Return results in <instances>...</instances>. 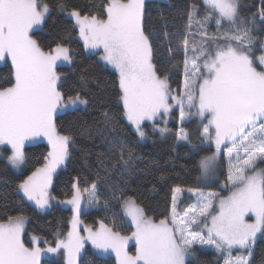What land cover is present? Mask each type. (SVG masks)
<instances>
[{
    "label": "snow or ice",
    "instance_id": "obj_1",
    "mask_svg": "<svg viewBox=\"0 0 264 264\" xmlns=\"http://www.w3.org/2000/svg\"><path fill=\"white\" fill-rule=\"evenodd\" d=\"M203 2L207 7L202 16L199 6L189 7L185 38L176 50L169 49L170 54H184V92L176 96L167 75H161L154 63L156 34L145 30V0H105L102 16L82 14L77 8L67 12L85 48L100 50V59L118 74L116 103L122 105L123 116L135 126L138 136L146 137L143 125L151 121L154 131L174 134L178 141L196 148L183 127L177 133L159 127L157 121L166 124L164 117L178 106L181 124L193 117L200 119L201 145H214L212 154L199 161L202 176L216 173L223 148H227L225 186L230 188L227 196L195 190L196 204L179 215L175 211L177 194L183 190L178 186L173 190L172 217L158 221L146 216L135 198L121 196L122 207L135 230L123 235L100 221L98 229L88 227L87 237H82L78 232L82 201L89 206L100 203L98 182L112 175L105 169L107 177L98 178L84 189L74 185L71 198L65 201L72 206L71 231L47 251L66 250L68 264H76L85 240L102 252L114 251L118 264H189L196 256V245L210 246L227 257L234 248L246 249L247 257L226 258L224 264H249L257 234H264V168L259 167L264 163V41L259 44L261 54L256 56V41L248 26H254L256 16L242 18L239 0ZM60 7L63 10L64 6ZM49 11L43 0H0V61H10L14 69L12 80L6 81L9 86L0 87V146H10L7 159L18 168L25 159L26 141L40 136L49 141L51 150L43 165L15 188L41 209L50 206L53 174L68 159L72 141L70 135L57 132L56 113L89 102L78 92L66 97L58 87L61 76L56 71L57 62L70 61L69 49L56 43L45 50L33 38L34 28L44 24ZM258 15L264 20V8ZM212 20L217 28L224 22L231 26L223 34V45L209 46V40L219 38L203 30ZM193 25L199 31H191ZM189 35H199L200 42L193 41L190 47ZM189 51L193 52L191 58ZM104 117L105 126L115 133L118 124L107 113ZM117 148L113 168L123 166L131 178L135 169L128 165L133 153L123 143ZM122 183L127 186L129 181ZM117 190L123 192V188ZM24 224L22 215L0 221V264H40L42 250L26 246ZM33 239L39 241L38 237ZM130 241L135 243L134 254L128 251Z\"/></svg>",
    "mask_w": 264,
    "mask_h": 264
},
{
    "label": "trees",
    "instance_id": "obj_2",
    "mask_svg": "<svg viewBox=\"0 0 264 264\" xmlns=\"http://www.w3.org/2000/svg\"><path fill=\"white\" fill-rule=\"evenodd\" d=\"M239 1L243 18L251 19L256 16L254 26H249L255 35L254 48L259 47L260 42L264 41V20L259 17L258 12L264 8V0ZM43 2L49 5L50 11L42 28L33 30V38L45 50L54 48L56 43L69 49L72 63L69 66L59 65L57 68L61 76L58 87L66 97L78 92L89 102L84 107L68 109L56 116L57 130L62 135H70L72 141L66 166L54 178L52 195L55 203L51 210L39 212L22 193L15 191L22 179L43 165L44 157L49 152L47 144L37 143L25 147L26 165L21 172L14 170L6 158H0V221L20 215L28 217L25 236L34 235L39 238L37 244L26 242L29 247H56L57 239H64L71 231L72 208L65 201L71 198L73 186L78 185L81 189L89 187L98 178L107 177L105 169L111 171L112 175L98 182L99 207L90 211L82 210L79 217L82 223L78 226L80 235H88V227L94 231L98 229L100 221L115 231L130 233L134 226L122 207L121 196L135 198L146 216L158 221L170 217L173 190L178 186L184 190L212 191L226 195L229 192V187L225 186L228 167L223 151L217 178L205 182L201 175L199 161L210 155L213 148L201 145L202 127L198 119L181 126L188 133L192 144L197 145L193 149L183 141H178L174 134L161 135L154 131L151 121L144 122L146 137L141 139L135 126L123 116L122 105L116 103L118 74L100 59V50L85 48L78 29L73 28L74 20L65 15V12L77 8L82 14L102 16L105 0ZM61 5L64 6L63 10ZM191 5L199 6L200 15L204 14L207 7L203 0L145 1V30L156 34L153 40L156 52L154 63L161 75H167L173 96L182 93L184 54H170L169 49L176 50L177 44L185 38L188 24L185 13ZM195 27L193 25L192 29ZM164 33L169 35L166 37ZM187 38L192 41L198 35H189ZM13 71L10 61L0 62V87L9 86L6 81L12 80ZM104 113L118 124L115 133L105 126ZM178 113L179 108H176L173 120L168 123L171 133L178 131ZM158 124L159 127H165L160 122ZM191 127L195 134L191 133ZM118 143H123L133 153L128 165L135 169L131 178L123 171V166L113 168L112 161L117 157ZM4 151L6 156L10 153L8 149ZM259 167L264 168V163ZM122 180L129 181L127 186L123 185ZM118 188H123V192L118 191ZM105 200L108 201L107 207H104ZM190 202L185 197L182 208L187 207ZM134 247L133 245L131 249L135 250ZM241 252L248 254L245 249L234 250L231 255ZM195 253V258H190L189 264H224V253L203 248H195ZM67 261L65 250L61 249L54 255L43 258L41 264H66ZM80 264H117V260L114 256H102L87 245ZM251 264H264V235L255 241Z\"/></svg>",
    "mask_w": 264,
    "mask_h": 264
},
{
    "label": "rangeland",
    "instance_id": "obj_3",
    "mask_svg": "<svg viewBox=\"0 0 264 264\" xmlns=\"http://www.w3.org/2000/svg\"><path fill=\"white\" fill-rule=\"evenodd\" d=\"M145 1H146V0H145ZM239 3H240V1H239ZM67 12H68V11H67ZM67 12H65V15H66L67 17H69V16L67 15ZM202 15H203V14H202ZM202 15H201V16H202ZM240 16H241V13H240ZM241 17H242V16H241ZM69 18H70V17H69ZM242 18H243V17H242ZM71 19H72V18H71ZM250 25H251V24H250ZM42 26H43V25H41V26H37L36 28H42ZM248 26H249V25H248ZM230 27H231V26H230L227 22H224L220 28H217V25L215 24L214 20L207 22V23L205 24V27H204L203 30H204V31H207V33L209 34V36L217 35V36L219 37L218 39H215V40H209V46H210V47H214L216 44L223 45V44L225 43V41H224V39H223V34L229 32V31H230ZM249 27H250V26H249ZM34 29H35V28H34ZM196 30L199 31L196 27H195V29H192L191 31H193V32H197ZM251 35H252V37L255 39V35L252 34V32H251ZM200 39H201V38H200V36L198 35V38H194L192 41H189V46L191 47V44H192L193 41H195L196 43H199V42H200ZM65 47H66V46H65ZM258 49H259V47H256V48L253 49V51H254V53H255L256 56H259V55L261 54L260 50L258 51ZM91 50H92V49H91ZM256 50H257V51H256ZM69 56H70V54H69ZM188 56H189V58H191V57L193 56V52H192V51H189ZM70 57H71V56H70ZM0 62H2V61H0ZM71 63H72V57H71L70 61H64V60L58 61V62H57V68L59 67V65H68V66H69ZM105 63H106V62H105ZM106 64H107V63H106ZM107 65H108L112 70L115 71V69H114L111 65H109V64H107ZM57 68H56V71L58 72V69H57ZM115 72H116V71H115ZM58 74H59V73H58ZM59 83H60V81L58 82V84H59ZM183 92H184V88L182 89V93H181V94H183ZM170 103L175 104V101H170ZM85 105H86V104H78V105H75V106H69L68 108H62V109H59V110L57 111V113H56V116H57L58 114L64 112V111H67L68 109H72V108L80 107V106H83V107H84ZM176 108H179V107H178V106L174 107L173 110H172V112L169 113V114H167V115L164 117V120L166 121V124H164V123H162V124H163L164 126H166L167 128L169 127V124H168V123H170V121L173 120V111H174ZM186 111H187V109H186ZM192 111L195 112V109H193ZM56 116H55V119H56ZM196 119H197V118H195V117L191 118L190 120H187V119H186V122H184L183 124H181V122H180V120H179V113H178V119H177V123H178V131H177V132H179V129L181 128L182 125H184L185 123H188V122H190V121L196 120ZM198 121L201 122L200 119H198ZM145 122H147V121H145ZM148 122H149V121H148ZM157 122H159V120H158ZM55 123H56V121H55ZM190 131H191L192 134H195V131H194V128H193V127H191V130H190ZM57 132L60 133L58 130H57ZM202 132H203V129L201 130V135H202ZM60 134H61V133H60ZM181 142H182V141H181ZM37 143H45V144H47V146L49 147V151L51 150V145H50L49 141L47 140V138H46V137H43V136H40V137H35V138L30 139V140H28V141L25 142L24 153H25V147H26L27 145L37 144ZM202 146L205 147V148H213V150H214V145L209 146L207 142H205ZM228 146L231 147V145H228ZM5 149L10 150V146H0V158H6V160L9 162V160L7 159V157L11 155V150L9 151L10 153H8V155L6 156V153H5V151H4ZM223 152L225 153V158H226L227 167H228V165H229V157H228L227 154H226V153H227V148H223ZM211 154H212V153H211ZM211 154H210V155H211ZM240 155L243 156V152H242V151H241ZM67 160H68V159H67ZM67 160L65 161V163H64L63 165H61L60 167H58V168L56 169V172L53 174V177H52V186H53V182H54V178H55V176H56L57 173L60 171V169H62V168H64V167L66 166ZM233 162H235V156L233 157ZM9 164L12 166V164H11L10 162H9ZM25 165H26V157H25V159H24L23 164H21L18 168L13 167V166H12V167H13L14 170H16V171H18V172H21V171L24 169ZM227 171H228V169H227ZM202 177H203V180H204L205 182H206V181L208 182V181H210V180H213V179L217 178V171H216V173H215L214 175H211V176H208V177H204V176H202ZM221 185L224 186L223 183H221ZM182 190H183V191H182L181 193L177 194V203H176V209H175L176 213H178L179 215H183V212H184L185 210H187L189 207L194 206V205L196 204L195 190H193V191H191V192H190L189 190H184V189H182ZM228 190H229V192H228L226 195H220L219 192H213V193H218L220 196H227V195L230 194V188H229ZM200 191H202V190H200ZM202 192H204V193H208V192H212V191H202ZM49 194H50L51 197H53V195H52V187L49 189ZM185 197H186L187 200H190L191 202H190V204H189L187 207L182 208V204H183V201H184ZM29 201H30V200H29ZM30 202H31V203L33 204V206H34L35 208H37V210H39V212H41V213H45V212L51 210L52 206H53L54 203H55L54 198H53V199L50 200V206H49V207L44 208V209H41V208H39V207H37V206L35 205V202H34V201H30ZM70 206H71V205H70ZM98 207H99V204H98L97 206H89V205L87 204V201H86V200L82 201V204H81V208H82V210H85V211H90V210H92V209H96V208H98ZM71 208H72V206H71ZM81 212H82V211H81ZM172 214H173V209H172V213H171V215H170L169 218L172 217ZM249 215L251 216V214H249ZM72 216H73V212H72ZM24 218H25V224H24V234H23V239H24V242H25L26 246L29 247V245H28L26 242H28V243L30 242V243H32V244H37L38 242L35 241V240L33 239L34 237H36V236H34V235H28V236H25V232H26L25 227H26V224H27V218H28V217H24ZM129 218H130V217H129ZM130 219H131V218H130ZM253 219H254V218H253ZM133 226H134V224H133ZM134 230H135V226L133 227L132 231H134ZM194 230H198V229L194 226ZM132 231H131V232H132ZM131 232L128 233V234H125V233H122V232H120V233L123 234V235H130ZM263 235H264V234L258 233V234H257V238H256V240H257L258 238L262 237ZM81 236H82V237H87V235L85 236L84 234H82ZM256 240H255V241H256ZM87 245H90V246L92 247V249L95 250V251H96L97 253H99L100 255H102V256H114V257L116 258V260H117V257H116V254H115L114 251H111V250H110V251H108V252H102L101 250L95 248V246L92 245L91 241H89V240H85V243H84L83 248L81 249L79 255L76 257V264H80V258H81L82 255L84 254ZM133 245L135 246L134 241H130V242H129V245H128V251H129L130 254H134V253H135V250H132V249H131V247H133ZM49 247H51V246L41 247V246L39 245V248L42 250L41 255H40V257H39L40 264L42 263L43 258H45V257H47V256H50V255H54V254L56 253V252H49V251H47V249H48ZM134 248H135V247H134ZM195 248H203V249H207V250H213V251H215V249L212 248V247H210V246H200V245H196ZM234 250L244 251L245 249L234 248L232 251H234ZM65 255L67 256V252H66V250H65ZM247 256H248V254H247V253H244V252H241V253H239L238 255H231V254H230V257L225 256L224 261H225L226 258H227V259H231V260H235V259L238 258V257H247ZM67 257H68V256H67ZM251 257H252V256H251ZM66 264H68V261L66 262ZM117 264H118V260H117ZM249 264H251V258H250Z\"/></svg>",
    "mask_w": 264,
    "mask_h": 264
}]
</instances>
